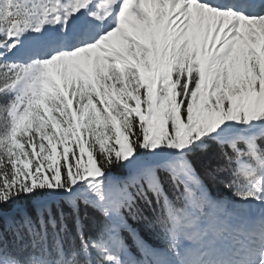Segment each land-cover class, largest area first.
I'll return each instance as SVG.
<instances>
[{
    "label": "snow or ice",
    "instance_id": "6c2138e0",
    "mask_svg": "<svg viewBox=\"0 0 264 264\" xmlns=\"http://www.w3.org/2000/svg\"><path fill=\"white\" fill-rule=\"evenodd\" d=\"M0 264H264V0H0Z\"/></svg>",
    "mask_w": 264,
    "mask_h": 264
},
{
    "label": "rangeland",
    "instance_id": "374dc122",
    "mask_svg": "<svg viewBox=\"0 0 264 264\" xmlns=\"http://www.w3.org/2000/svg\"><path fill=\"white\" fill-rule=\"evenodd\" d=\"M55 29H52V31H54ZM35 35H38V34H35ZM5 59H6V61L17 62V61H21L22 60V57L19 56V55L9 54ZM111 143L112 142L109 141V146H111ZM253 215H259V216H261L259 209H250L249 212H248V218L250 217V222L254 226L256 224H259L261 222V219L260 220L254 219L252 217Z\"/></svg>",
    "mask_w": 264,
    "mask_h": 264
},
{
    "label": "trees",
    "instance_id": "16d2710c",
    "mask_svg": "<svg viewBox=\"0 0 264 264\" xmlns=\"http://www.w3.org/2000/svg\"><path fill=\"white\" fill-rule=\"evenodd\" d=\"M62 147H63V146H61V148L58 149V151H62ZM86 159H87V152H86V154H85V160H86ZM61 163H63V161H61ZM222 194H223V196H224L225 198H230V196H229L227 190H223ZM9 239H10V240L13 239V236H12L11 234H9ZM16 242L19 243V244H21V245H24V246H30L31 243H32V238H31V236L28 235L27 233H24L23 236H22V238L17 239Z\"/></svg>",
    "mask_w": 264,
    "mask_h": 264
}]
</instances>
